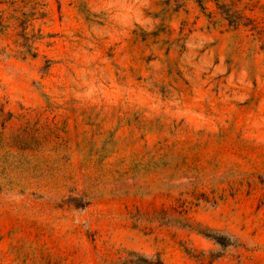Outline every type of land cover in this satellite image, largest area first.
I'll return each mask as SVG.
<instances>
[{
    "label": "rangeland",
    "instance_id": "rangeland-1",
    "mask_svg": "<svg viewBox=\"0 0 264 264\" xmlns=\"http://www.w3.org/2000/svg\"><path fill=\"white\" fill-rule=\"evenodd\" d=\"M0 264H264V0H0Z\"/></svg>",
    "mask_w": 264,
    "mask_h": 264
},
{
    "label": "trees",
    "instance_id": "trees-1",
    "mask_svg": "<svg viewBox=\"0 0 264 264\" xmlns=\"http://www.w3.org/2000/svg\"><path fill=\"white\" fill-rule=\"evenodd\" d=\"M218 239H219V240H221V238H220V237H218Z\"/></svg>",
    "mask_w": 264,
    "mask_h": 264
}]
</instances>
